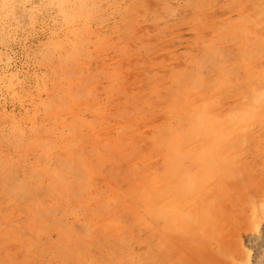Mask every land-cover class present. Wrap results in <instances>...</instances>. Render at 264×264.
Masks as SVG:
<instances>
[{
  "label": "rangeland",
  "instance_id": "obj_1",
  "mask_svg": "<svg viewBox=\"0 0 264 264\" xmlns=\"http://www.w3.org/2000/svg\"><path fill=\"white\" fill-rule=\"evenodd\" d=\"M59 1L0 0V264H264V0Z\"/></svg>",
  "mask_w": 264,
  "mask_h": 264
},
{
  "label": "bare ground",
  "instance_id": "obj_2",
  "mask_svg": "<svg viewBox=\"0 0 264 264\" xmlns=\"http://www.w3.org/2000/svg\"><path fill=\"white\" fill-rule=\"evenodd\" d=\"M3 2V1H2ZM60 2V6H61V8L64 10V7L66 6V4L67 3H69V4H72V5H74L75 6V8H77V3H76V1L75 2H72V0H61V1H59ZM73 7V6H72ZM62 9H61V12H63L62 11ZM264 113V112H263ZM246 125V124H245ZM241 126V125H240ZM173 136V135H172ZM263 204V203H262ZM261 204V205H262ZM264 205V204H263ZM254 230V229H253ZM252 240V239H251ZM260 248V247H259ZM263 249V248H262ZM264 250V249H263ZM264 262V261H263Z\"/></svg>",
  "mask_w": 264,
  "mask_h": 264
}]
</instances>
